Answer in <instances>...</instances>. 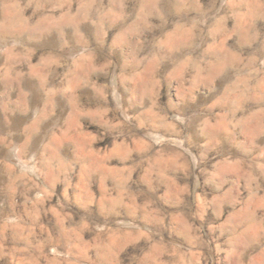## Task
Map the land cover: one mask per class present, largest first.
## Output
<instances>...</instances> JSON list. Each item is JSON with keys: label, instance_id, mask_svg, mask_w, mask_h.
Returning <instances> with one entry per match:
<instances>
[{"label": "clouds", "instance_id": "obj_1", "mask_svg": "<svg viewBox=\"0 0 264 264\" xmlns=\"http://www.w3.org/2000/svg\"><path fill=\"white\" fill-rule=\"evenodd\" d=\"M0 264H264V0H0Z\"/></svg>", "mask_w": 264, "mask_h": 264}]
</instances>
